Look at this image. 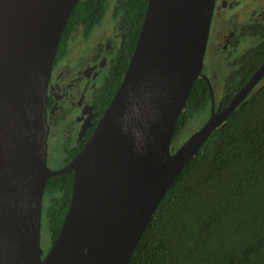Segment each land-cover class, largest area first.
<instances>
[{
  "label": "water",
  "instance_id": "water-1",
  "mask_svg": "<svg viewBox=\"0 0 264 264\" xmlns=\"http://www.w3.org/2000/svg\"><path fill=\"white\" fill-rule=\"evenodd\" d=\"M80 0H0V264H128L168 188L210 134L264 77V63L215 110L203 73L216 0H147L126 72L82 150L47 164V89L64 27ZM210 114L171 152L191 87ZM72 174L69 208L46 255L41 211L49 178Z\"/></svg>",
  "mask_w": 264,
  "mask_h": 264
},
{
  "label": "trees",
  "instance_id": "trees-1",
  "mask_svg": "<svg viewBox=\"0 0 264 264\" xmlns=\"http://www.w3.org/2000/svg\"><path fill=\"white\" fill-rule=\"evenodd\" d=\"M146 1L80 0L62 32L56 60L76 34L89 36L104 20L110 6L122 23V55L117 56L101 89V116L126 72ZM244 36L256 38L257 44L229 62L220 109L231 102L264 63V20L246 29L240 38ZM263 78L174 179L128 264H264ZM205 114L209 117V87L203 78H197L178 117L171 143L184 134L193 119ZM76 152L65 155L63 167ZM72 182V174H64L49 178L45 185L41 225L45 222L42 226L47 227L51 244L69 208Z\"/></svg>",
  "mask_w": 264,
  "mask_h": 264
},
{
  "label": "flooded vegetation",
  "instance_id": "flooded-vegetation-1",
  "mask_svg": "<svg viewBox=\"0 0 264 264\" xmlns=\"http://www.w3.org/2000/svg\"><path fill=\"white\" fill-rule=\"evenodd\" d=\"M241 1L247 2L248 7L241 3L236 4ZM233 6H239L235 11L243 12L240 21L233 28V31L237 29V32L232 34V31H229V35L232 34L226 42L230 50L229 56L239 43L249 37L240 38L243 32L264 20V0H216L211 27L217 9L226 11ZM110 16L112 26L107 36L91 41V33L102 24L101 22L87 37L82 33L76 34L57 60L55 56L47 89V160L50 143L59 138V145L65 155L77 150L74 158L84 147L101 118V89L107 82L124 43L123 26L113 9ZM225 16L224 14L223 17ZM211 27L206 48L210 42ZM238 38L239 42H236ZM214 39L218 41V33L214 35ZM206 53L207 49L204 55ZM227 59L228 57L226 62ZM219 107L221 106H216L215 110ZM46 253L47 251L43 255Z\"/></svg>",
  "mask_w": 264,
  "mask_h": 264
},
{
  "label": "rangeland",
  "instance_id": "rangeland-1",
  "mask_svg": "<svg viewBox=\"0 0 264 264\" xmlns=\"http://www.w3.org/2000/svg\"><path fill=\"white\" fill-rule=\"evenodd\" d=\"M238 3H241L243 6L248 7L247 2L241 1L237 2L236 4ZM238 7L239 6H233L227 9L226 11H223L222 8L217 9V13L213 21V27H211L210 42L208 43L206 48L207 53L204 58L203 70L204 74L208 77L212 86L215 107L219 106L220 101L224 96L225 80L229 71L227 66L228 62H231L236 56H239L245 50L254 47V45L257 44V41L255 40L256 38L247 37L241 43H239V45L236 47L231 56L228 55L230 50L228 49L226 42L228 38L232 36L233 32H237V29L233 31V28L237 24V22L240 21L241 14L243 12V10L235 11V9ZM112 9V6H110L107 14L105 15L104 20L102 21V24L96 27L91 33V41L98 40V38H101L103 36H107L112 26L110 20ZM223 13L226 15L225 18L223 17ZM229 31H232L231 35H229ZM216 33H218V41H215L214 39V35ZM227 57L228 59L226 62ZM207 118L208 116L207 114H205L203 116H199L196 119H193L184 134H182L179 139L171 143V152L175 151L179 146H181L182 143L190 135L198 131L200 127L205 123ZM59 144H61L60 138L55 141H52L49 145L47 164L51 170H58L63 167V160L65 158V154L64 150ZM42 225H45V222H43ZM40 242L41 249L43 250V253H45L51 246V241L46 226L41 227Z\"/></svg>",
  "mask_w": 264,
  "mask_h": 264
}]
</instances>
